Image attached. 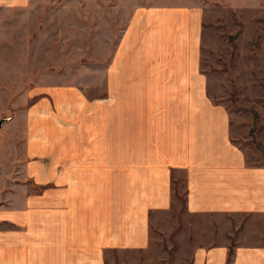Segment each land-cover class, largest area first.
I'll use <instances>...</instances> for the list:
<instances>
[{"label":"crops","instance_id":"1","mask_svg":"<svg viewBox=\"0 0 264 264\" xmlns=\"http://www.w3.org/2000/svg\"><path fill=\"white\" fill-rule=\"evenodd\" d=\"M160 8L158 22L151 23L150 11L139 29L150 24V38L156 41L163 26L171 24L185 38V22L174 9L179 7H172L168 14ZM40 14L39 1L0 0V119L8 113L10 89L17 91V97L25 88L33 93L41 89L38 51H9V41L18 36L26 42L40 35ZM31 17L38 28L30 31L21 25L26 26ZM129 32L126 28L125 33ZM178 34L174 36L179 38ZM174 56L164 54L165 63L153 66L114 64L113 89L127 91L113 92L108 107L112 113L105 114L112 119L111 150L103 144L101 104H96V114L88 116L95 128L84 125L80 155L73 159L67 158L69 147L48 142L50 130L41 129L42 118L48 116L42 115L40 106L18 105L21 123L32 118V134L27 149L18 143L12 150L11 146L5 149L13 153L10 164L22 169L27 163L39 174L33 173L34 182L29 177L11 181L10 188L0 193V264H115L118 254L150 246V218L172 214L180 188L190 214L264 216V163L248 162L230 137L229 113L202 91L205 81L196 69L169 64L176 62ZM28 93L21 92L19 102L29 103ZM50 119L58 118L55 114ZM14 120L7 118L0 129V166L6 163L2 133ZM61 131V138L76 135ZM18 147L20 153L14 152ZM46 167L47 178L43 176ZM88 168H92L91 177L83 172ZM31 184L47 186L44 192L30 191ZM108 184L112 185L110 195L100 190ZM233 247L227 240L197 244L186 263L264 264V240L241 242L230 260Z\"/></svg>","mask_w":264,"mask_h":264},{"label":"rangeland","instance_id":"2","mask_svg":"<svg viewBox=\"0 0 264 264\" xmlns=\"http://www.w3.org/2000/svg\"><path fill=\"white\" fill-rule=\"evenodd\" d=\"M30 1L40 3L38 26L41 33L35 35L34 41L25 42L22 36L9 41V51L24 48L38 51L41 89L36 91L37 94L28 88L20 90L18 97L21 92H30L29 103L19 102L15 96L17 91L9 90V110L1 119L15 117V120L2 133L1 150L4 161L9 165L2 163L4 166H0V176L4 177L0 180V193L10 188L11 181L29 177L34 182L33 173H37L27 163L22 169L10 164L13 153L5 149L11 146L12 150L15 143L27 149L28 138L32 134V118H25L21 123L19 114L22 112H16L18 105L40 106L42 115L48 116L41 120V129L50 130L48 142L53 140L52 144L69 147L67 158L73 159L80 155L81 136L87 124L90 129L95 128V123L88 120V116L96 114V104H101L105 117V122L102 121L103 144L111 150L112 119L111 116L107 119L105 114L112 113L108 107L112 103L113 92L123 94L127 91L113 89L114 64L147 63L153 66L165 63L162 62L164 54L175 55L172 59L176 62L169 64L192 67L198 71L205 81L206 88L202 91L216 106L229 113L232 141L244 151L249 163H264V0ZM172 7H179L174 9L179 13V20L181 18L185 22V38H180V30L175 31L171 24L163 26L156 41L150 38V24L139 29L138 24L146 19L148 12H153L151 23L158 22V8L163 10V14H168L172 12ZM130 22L132 24L128 26ZM21 26L30 31L38 28L33 25L32 17L26 26ZM126 28L129 34L125 33ZM176 32L179 38L174 36ZM97 82L101 84L99 90ZM97 97L101 101L96 100ZM3 108H6L4 103ZM55 114L58 119L52 121L50 117ZM17 122L21 123V127ZM61 130H71L76 135L61 138ZM14 152L20 153L19 147ZM24 161L27 162V159ZM47 162L48 158H45V164ZM75 170L80 172V168ZM91 171L92 168H88L83 172L91 177ZM79 174L74 173L73 176L79 178L82 176ZM43 176L48 177L47 167ZM32 185L30 191L41 192L47 186L37 188ZM101 189L110 195L112 185H103ZM177 191V205L172 214H154L150 218L153 221L150 246L118 254L115 264H187L197 244L225 240L231 241L234 246L229 257L231 260L241 242L264 240V216L236 214L214 218L190 214L185 210L182 188Z\"/></svg>","mask_w":264,"mask_h":264},{"label":"water","instance_id":"3","mask_svg":"<svg viewBox=\"0 0 264 264\" xmlns=\"http://www.w3.org/2000/svg\"><path fill=\"white\" fill-rule=\"evenodd\" d=\"M5 121H6L5 119H1V120H0V129H1V127H2V125H3V123H4Z\"/></svg>","mask_w":264,"mask_h":264},{"label":"trees","instance_id":"4","mask_svg":"<svg viewBox=\"0 0 264 264\" xmlns=\"http://www.w3.org/2000/svg\"><path fill=\"white\" fill-rule=\"evenodd\" d=\"M231 254H232V251H231Z\"/></svg>","mask_w":264,"mask_h":264}]
</instances>
